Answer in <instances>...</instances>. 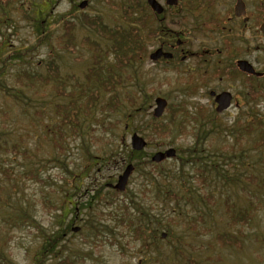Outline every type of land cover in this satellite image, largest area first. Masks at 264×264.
Masks as SVG:
<instances>
[{
	"label": "rangeland",
	"instance_id": "374dc122",
	"mask_svg": "<svg viewBox=\"0 0 264 264\" xmlns=\"http://www.w3.org/2000/svg\"><path fill=\"white\" fill-rule=\"evenodd\" d=\"M81 1L17 0L3 12L0 11V171L7 168L8 174L0 175V200L8 198L0 213V239L6 241L4 248L7 257L15 264H34L33 255L41 242L32 228L4 225L2 222L7 214L17 215L16 210L24 207L43 228L49 230L54 227L53 211L48 212L43 199L49 197L53 204L59 206L69 188L71 172L82 178V197L78 201L85 204L90 200L89 195L93 192L89 191L92 189L101 190L99 197L110 196L109 185L115 182L125 162L128 164L129 161H132L133 173L127 188L135 191L141 182L135 179L136 170L142 168L138 161L168 148H174L176 155H179L178 149L191 146L194 143L191 135L194 128H211L210 123L206 124L207 117H212L214 112L208 95L209 88L226 89L232 86L234 100L239 101L240 107L237 109L232 105L221 115L216 114L215 120L221 126L218 125L219 128L211 134L212 139L205 143L207 151L203 158L206 163L214 162L221 170L236 174V180L214 177V171L207 167V183H202L206 179L200 176L201 166L186 167L184 172L189 178L184 176L180 183L193 185L199 197L182 196L178 201L152 203V208L147 210L150 227L157 228L156 234L161 241L156 250L150 251L142 249L121 228L116 233L100 228L95 235L86 231L83 225L89 222L94 207L89 210L72 203V207L76 206L74 214L69 215L76 218L73 226L85 232L68 233L63 241L67 247L62 252L74 258L75 264H184L187 257L203 264H264V149L251 147L254 133L245 136L244 132H239L241 126L254 118L264 121V80H247L245 90L235 79L227 81L218 77L201 83L200 73H210L218 64L215 51L218 44L214 41V31L199 28L197 16L185 9L186 0H182V3L179 1L178 10H170L161 18L162 24L172 32L184 33L181 49L188 52L190 58L179 68L191 71L193 92L183 94L184 88L188 87L184 84L182 72L172 69L169 67L171 65L163 68L165 64L162 61L152 62L148 59L158 42H147L137 61L128 63L121 71L116 70V77L120 81L116 93L126 109L105 119L120 123L112 131H104L99 124L92 122L87 133L84 124L80 137L64 132L57 141H61V146L57 150L52 148L49 129L60 118L55 113L56 105L64 104V100L49 87L36 85L35 88H19L14 75L22 69L44 73V62L51 57L58 65L63 88L78 89L79 84L88 81L91 85L87 87L96 88L99 85L92 75L93 70L100 66L107 67L113 61L109 41L96 34L93 25H97L100 31L116 35L114 27L123 23L121 9L124 5L121 2L125 0H87V4L79 9ZM156 1L166 8L163 0ZM136 2L143 4L144 0ZM40 20L48 31V37L37 45L36 24ZM58 37L65 41L72 39L75 49L68 52L58 48ZM170 44H174V41L171 40ZM243 45L246 48L254 47L252 43ZM165 47H168L167 44ZM168 49H163V53L169 54ZM98 50L100 58L96 57ZM88 69L90 79L87 77V80L85 75ZM256 70H260V66L256 65ZM254 89H259L261 94L251 98ZM247 92L248 101L244 96ZM125 93L135 94V107L129 108L122 100ZM156 97L166 99L170 105L179 103L195 116V120H187L189 134L160 141L153 131V124L169 121L176 107L171 112H164L159 119H153V100ZM130 111L132 119L128 121ZM126 123L130 124L129 128H125ZM150 124L154 137H151ZM227 127L233 130L225 132ZM132 130L148 143L138 159H130L128 155ZM170 133L178 135L177 127L171 126ZM97 138L102 140L98 141ZM225 152L229 154L228 157L222 154ZM110 154L113 156L109 157ZM162 169H170L174 178L180 172L178 162L173 159L164 161ZM50 183L56 186L52 187L57 189L55 192L48 189ZM117 198L123 199L124 196ZM224 200L239 207H246L249 200L254 204V221L235 232L241 241L240 248L222 246L217 241V235L233 231L223 206ZM109 209L101 204L98 213H105ZM170 213L172 218L167 216ZM153 215H159V218ZM104 222L111 221L107 219ZM86 233L89 238L85 237ZM162 234L165 236L162 237Z\"/></svg>",
	"mask_w": 264,
	"mask_h": 264
},
{
	"label": "trees",
	"instance_id": "16d2710c",
	"mask_svg": "<svg viewBox=\"0 0 264 264\" xmlns=\"http://www.w3.org/2000/svg\"><path fill=\"white\" fill-rule=\"evenodd\" d=\"M16 1L17 0H0V11L3 12ZM179 1L182 3V0ZM180 2L178 4H180ZM121 5H124L121 9L123 23L114 27V29L117 30L116 35H110L108 31H100L97 25H93L96 28L94 32L96 34L99 33L109 41L112 51L110 55L112 56L113 64L107 67L100 66L93 70L92 75L95 80L99 82L100 86L96 85V88L87 87L91 85L90 81H88L79 84L80 87L78 89L72 88L68 90L67 88H63L58 65L51 57L44 62V73L22 69L14 75V81L17 87L35 88L36 85L49 87L57 96L64 100V104L56 105L55 113L58 114L60 118L49 129L52 133L50 142L54 150H57V148L61 146V141L59 143L57 141L62 138L64 132H67L70 136L80 137V131L84 124H86L85 132L87 133V129L89 131L92 122L99 124L100 128L104 131H112V129L116 127V124L120 123L118 120L109 122L105 119L111 114L119 113L121 109H126L116 93V86L119 85L120 82L119 77H116V70L121 71L122 67L126 66L128 63L131 64L132 61H137L136 58L140 57V51L147 42L157 40L159 37L163 36V24L162 20L159 19L160 17L157 18L144 6H137L136 0H125L121 2ZM173 10H178V8H173ZM165 12L164 9L163 14ZM69 23L73 26L72 22ZM36 25L38 35L36 44L39 45L48 37V31L45 29L42 20L37 22ZM57 41V47L60 49L68 52L75 49L72 39L65 41L62 37H58ZM96 57L100 58L99 50ZM93 59L95 61V55ZM88 73L89 69L85 75V79H87V77L90 79ZM134 96V93H125L122 98L129 108L135 107ZM98 103L101 104L97 106ZM173 107H176V109L169 121L153 124V131L158 138H160V141L170 138L173 140L180 135L189 134V131L184 128V123L178 120L180 119V105H170L169 112H171ZM127 119L128 121L132 119L131 111L130 115L128 113ZM218 125L221 126L220 123H210L211 128L208 130L201 128L193 129L194 131L191 135L194 143L187 148L178 149L177 153L179 152V155L177 154L173 159V161L178 162V169L180 171L177 178L173 177V172L170 169H162L163 162L154 164L150 161V158L144 157L138 161V164H141L142 168L136 170L137 176L135 179L141 182L138 187L135 188V191H129L128 188H126L123 193L110 191V196L103 198L102 196L99 197L101 190L92 189V191H89L88 189L86 193H88V191L93 193L89 195L91 196L90 200L84 204L78 201V199L82 197V178L71 172L68 183L69 188L64 196V201H61L59 206L53 204L49 197L43 199L48 212L50 213L53 211V228L49 230L43 228L24 207H19L16 210L15 213H17V215L7 214L2 223L14 228L26 227L35 230L41 242L33 255L34 264H75L74 258L65 254V251H62L64 247H67L63 243L65 236L72 232L71 227L75 222V217H69V215L72 213L74 214L76 206H83V208L89 210H93L94 207V212L89 217V222L83 225V229L86 231H91L95 235L100 231V228L107 231H115V233L118 232L117 229H122L132 241L139 243L142 249L149 251L151 249L156 250L161 239L158 237V233L156 234L157 228L150 227V215L147 213V210L152 208V203L165 204L172 200L178 201L182 196H186L184 198L199 197L193 185L187 186L188 183L186 182L180 183L184 180V176L187 179L189 178L184 172L186 167L200 165L202 171L200 176H202L203 179H206L207 170L205 168L207 167L211 171H214V177L228 178L229 180H236L237 178L236 174L230 173L231 171L229 170H221L219 165L214 162H204L205 159L203 156L207 151V149H205V143L212 137L211 134L219 128ZM124 126L125 128H129L130 124L126 123ZM171 126L177 127L178 135L173 136L170 133ZM45 128H47V126ZM239 129V132H244L245 136L254 133V138L251 141L252 148L264 149V121L254 118L250 123L241 126ZM133 131L135 130H132V132ZM150 131L151 137H154L151 124ZM225 132H228L227 128ZM97 139L98 141L102 140V138ZM231 146L232 144L229 147L231 148ZM208 147H210V144H208ZM143 153V151H129L128 155H130V159L134 157L138 159ZM222 154H224V157L229 156L227 152ZM112 156V154L109 155V157ZM131 162L132 161H129L128 163ZM2 174L5 176L8 175L7 168L0 171V175ZM62 181H65V179ZM202 183H207V179ZM47 186L50 191L55 192L57 190L56 188H52L56 187L52 183ZM119 195L124 196V198H117ZM73 199L74 201H72ZM7 202V197L0 200V213ZM223 202H225L223 206L226 209L225 212L233 231L232 233L226 232L217 235V241L222 246L240 248L241 241L238 239L235 232L254 221V204L249 200L246 207H239L236 204L229 203L227 200ZM72 203L76 206L72 207ZM144 203L148 204L145 205ZM101 204L110 207V209L105 213H98V207ZM78 209L80 210V208ZM153 216L159 218V215ZM167 216L172 218V213ZM161 217L164 216L162 215ZM107 219L111 222L105 223L104 221ZM84 232L85 231L81 230L79 233ZM120 233L122 236L124 235L122 231ZM85 237L89 238V235L86 233ZM5 244L6 241L0 239V264H15L5 254ZM184 264L203 263L187 257L184 259Z\"/></svg>",
	"mask_w": 264,
	"mask_h": 264
},
{
	"label": "flooded vegetation",
	"instance_id": "af4514ba",
	"mask_svg": "<svg viewBox=\"0 0 264 264\" xmlns=\"http://www.w3.org/2000/svg\"><path fill=\"white\" fill-rule=\"evenodd\" d=\"M186 1L187 8L185 7V9L197 16L199 28H210L214 31V41L218 44V46L215 47L218 64L210 73L206 71L200 73V77H202L201 83L203 84L209 79L216 80L218 77H222L227 81L235 79L242 84L245 90L247 80L251 78V75L239 70L237 62L240 60L246 61L256 72L262 73L258 78H263L264 80V31L261 29L264 24V0ZM137 6H140V4L137 3ZM173 8H178V6L166 7V14L168 11L173 10ZM159 16L161 15H158V17ZM161 20L163 21V18ZM162 34L163 36L152 41L158 42L157 47H161L162 49L169 48L170 50L168 49V51L170 52L171 57L168 59L159 58L156 62L162 61L165 64L163 65V68H166L167 65H171L169 67L172 69L182 72L185 77L184 84L188 87L184 88V93L191 94L193 92L191 86L193 79L192 73L190 70H182L179 68L181 63L186 62L187 59L190 58L188 55L189 53L184 49H181L182 44L184 43V33H174L163 25ZM171 40L174 41V44H170ZM243 43H247L248 45L252 43L254 44V47L246 48ZM165 44H167L168 47H165ZM204 53L212 54L207 51H204ZM254 53L256 55L252 56ZM256 65L260 66V70H256ZM178 79L179 82H182L181 78ZM209 89L210 91L208 95L212 100L213 108L216 107L214 102L215 95L222 92H228L231 96L229 108L234 105V107L239 109L240 103L239 101L234 100L235 96L232 92V86H229V88L226 89ZM245 94L248 95V92ZM188 114L187 119L189 121L190 119L195 120V116L190 115V113Z\"/></svg>",
	"mask_w": 264,
	"mask_h": 264
},
{
	"label": "water",
	"instance_id": "95a60500",
	"mask_svg": "<svg viewBox=\"0 0 264 264\" xmlns=\"http://www.w3.org/2000/svg\"><path fill=\"white\" fill-rule=\"evenodd\" d=\"M164 1H165V4L169 5V6L175 5L177 2V0H164ZM147 3L155 13L160 14L162 12V7L160 6V4H158L156 2V0H147ZM85 4H86V2H82L80 4V7L83 8L85 6ZM261 29H262V31H264V24H263V27ZM160 56L169 57L170 55L163 53V51L161 49H156L152 54H150V58L152 60H156ZM238 67L243 72L259 75V74L255 73L253 68L245 61H239ZM215 102L218 104L217 111H221L223 109H226L230 103V95L228 93L218 94L215 97ZM155 104H156V107L153 110V116L159 117L162 114V111H163L166 103H165L164 99L158 97L155 99ZM130 142H131V147L134 150H141L145 146L144 140L142 138L138 137L136 134H133L131 136ZM174 154H175L174 149L170 148V149H167L163 152L154 153L153 156L151 157V160L153 162H160L166 158L173 157ZM132 170H133L132 165H130V164L127 165L126 168L124 169V171L122 172V174L118 176L116 183L113 185V188L117 189L118 191H123L125 186H126L128 177H129L130 173L132 172Z\"/></svg>",
	"mask_w": 264,
	"mask_h": 264
},
{
	"label": "bare ground",
	"instance_id": "6f19581e",
	"mask_svg": "<svg viewBox=\"0 0 264 264\" xmlns=\"http://www.w3.org/2000/svg\"><path fill=\"white\" fill-rule=\"evenodd\" d=\"M217 106L218 105H216V107L215 108H213V114H212V117H207V121H206V124L207 123H217L216 122V114L217 115H221L222 113H224V112H226L228 109H229V107H227L226 109H223V110H221V111H217ZM221 124V123H220ZM227 129H228V132L230 133V131L231 130H233L232 129V127H230V129H229V127H227ZM230 130V131H229ZM133 134H136L138 137H140V138H142V139H144L143 137H141V136H139L137 133H135L134 131L131 133V135H130V138H129V145H130V150L129 151H134V152H140L141 150H134L132 147H131V142H130V139H131V136L133 135ZM168 149H170V148H168ZM173 149V148H172ZM165 150H167V149H165ZM165 150H163V151H165ZM162 151V152H163ZM174 151H175V156H176V150L174 149ZM153 162V161H152ZM154 164H160V163H162V161H160V162H153ZM126 166H127V162H125V164H124V166H123V169H122V171H121V173H119L117 176H119V175H121L122 174V172L124 171V169L126 168ZM75 220H76V218H75ZM75 223V222H74ZM82 229H80V227H78V226H72V232L73 233H77V232H80Z\"/></svg>",
	"mask_w": 264,
	"mask_h": 264
}]
</instances>
